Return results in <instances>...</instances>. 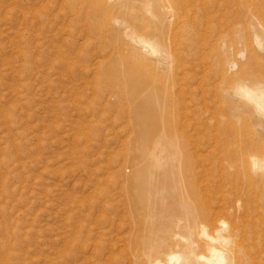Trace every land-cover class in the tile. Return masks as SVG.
Segmentation results:
<instances>
[{
  "label": "rangeland",
  "instance_id": "obj_1",
  "mask_svg": "<svg viewBox=\"0 0 264 264\" xmlns=\"http://www.w3.org/2000/svg\"><path fill=\"white\" fill-rule=\"evenodd\" d=\"M143 1L0 0V251L7 264H66L65 253L70 247L84 244L90 249L93 245L121 248L141 237L144 231L146 237L147 224L142 223L143 227L140 223L134 224L136 218L131 215L121 186L125 177L138 167H159L151 157L157 141L171 142L174 147L170 153L180 149L182 163L185 159L193 164L190 167L198 164L196 169H200L199 163L201 160L203 163V155L208 153L206 150H209L214 135L208 132L206 116L199 108L201 104L194 101L200 93L192 91L195 85L191 82V74H180L176 80L178 85L171 86L168 75L159 71L130 73L123 59V52L130 48L126 33L112 27L115 29L112 35L108 27L102 26V23H108L110 14L107 11L113 8L112 17L117 16L119 21L128 23L143 11ZM165 1L171 3V0ZM177 1H183L189 7L192 5L193 9L197 3H205L202 7L210 5L222 15L215 12L211 22L206 21L201 27L205 30L204 26L208 24L206 30L209 33L205 30L208 35L202 29L194 35L197 37L195 42L206 50V59L212 60L214 52H210L209 45L219 37L226 46L233 47L231 53L236 59L239 50L256 46L253 33L264 42V0H227V4L226 0H173L172 3ZM124 10L132 13L128 15L130 19ZM222 13H228L227 17ZM244 14L247 20L239 17ZM217 24H221L220 28ZM216 30L221 34H215ZM179 36H184L183 41L186 39L182 32ZM245 40L249 42L247 45ZM115 43L117 46L113 45ZM186 44L185 41L181 44V52ZM111 67H115L114 70ZM136 78L139 82L144 78L146 82L139 83ZM133 80L136 81L134 84ZM133 85L140 86L134 100L148 113L161 116L174 106L172 111L176 118L173 120L179 126L174 127L186 132L183 139L180 136L168 139L151 136L149 140L140 141L138 133L144 136L149 129L140 127L138 132L134 131L137 129L129 115L131 101H134L131 97L135 95L128 93L131 94L129 89ZM170 91L174 92V101ZM150 94L153 95L149 97ZM187 161L185 165L189 167L191 163L187 164ZM165 165L170 167L169 163ZM175 167H182L181 161ZM231 191L227 186L226 193L233 195ZM141 214L143 218L145 215Z\"/></svg>",
  "mask_w": 264,
  "mask_h": 264
},
{
  "label": "bare ground",
  "instance_id": "obj_2",
  "mask_svg": "<svg viewBox=\"0 0 264 264\" xmlns=\"http://www.w3.org/2000/svg\"><path fill=\"white\" fill-rule=\"evenodd\" d=\"M172 1L170 3L165 0H159V2L157 0H144L143 7L141 5L143 11L139 9L142 11L139 13L140 15L135 16L126 24L119 21L117 16L112 17L113 8L107 11L110 14V17L107 18L109 21L106 20L108 23H102V26L108 27L111 33L113 30L115 31L112 27H116L119 31L122 30L126 33L130 48L123 52L124 58H118L125 60L124 64L130 73L137 75L143 74L142 72L153 71L154 73V71H159L162 74L168 75L171 86L178 83L176 80H178L180 74L182 76L188 73L191 74L193 77L191 79L193 81L191 82L195 85L192 91L200 93L199 98H194V101H196L197 105L201 104L199 108L203 110L206 116V127L208 128V132L214 135V140L209 150H206L208 152L206 153L207 155L202 154L204 157L202 158L203 163L202 160L199 163L200 169H196L199 167L198 164L196 165L197 167H190V165H193L190 161L191 164L187 167L188 165H185V161L187 160L185 159H183L182 163L181 155H179L180 149L178 153L176 146L177 153H170V149L173 146L170 145L172 144L171 142L157 141L155 144L153 143L154 149L152 152L150 151L151 157L155 165L159 167H138L136 170H133L130 176L125 177L121 186V190L126 196L125 201L131 208V215H134V218H136L134 219L136 220L134 224H147L148 234L145 233L147 236L145 237L144 231L142 233L145 238H143V235L141 237L138 236L137 239L128 242L126 246L123 245L124 247L121 248L99 245L94 247L93 245V249H90L83 246L84 244L82 243V245L76 246L77 248L69 246L70 249L65 253L67 259L64 258L67 260L66 264H264V144L263 142L261 143L262 140L264 141V42L262 43L259 35L253 33V40H255L256 46L252 45V47L239 50L237 52L238 58L236 59L235 55V58L232 56L231 48L233 47L229 46L230 42L228 43V47L226 46V42L225 44L219 39L220 37L217 39L220 42L212 39L215 43H210L209 50L211 53L214 52V56H212V60L206 59L204 57L205 49L199 45L200 43L195 42V38L197 37H194V35L199 33L206 21L214 18L212 15L215 12L216 15L220 13L213 7H209L210 5L202 7L205 3H197L196 6L199 5L201 7L196 8L194 6L195 9H193L192 5L189 7L183 4L182 0H180L182 2L177 1L176 3H172ZM254 1L256 2V0ZM254 1L252 0V2ZM137 2L140 3L141 1ZM232 3L234 4L235 2ZM226 6L229 7V5ZM219 8L221 10L222 7ZM254 8L252 10H255ZM257 9L256 11L259 10ZM260 9L262 8L260 7ZM139 10L137 9L136 11ZM222 10L224 11V9ZM229 10H231V7ZM124 12L127 13V17L129 14H132L126 10ZM222 14L225 15V13ZM233 14L235 13L233 12ZM227 15L225 16L227 17ZM95 16H97V13ZM251 16L254 17L253 15ZM239 17L243 19L245 14L244 16L239 15ZM254 18L258 17L255 16ZM222 19L225 20L224 18ZM124 20L126 21V19ZM206 26H204L205 30ZM220 26L221 24L219 28ZM180 28H184L181 32L186 37L184 41L187 44L183 47L184 52L180 51L182 49L181 44L184 42V36L181 38L179 36L181 32L177 30ZM247 30L246 32H248ZM110 31H108L109 34ZM206 31L209 33V30ZM216 32L215 34H218L220 31L216 30ZM244 35L246 36V33ZM113 37L117 38L115 35ZM120 37L119 39L121 40L122 37ZM230 37L232 38L231 35ZM251 37L249 39L250 42ZM221 39H224V37ZM238 40L242 41V38ZM204 41L203 38L202 44H204ZM245 41L247 45L249 42ZM111 42L114 43L115 39L114 41L111 40ZM113 45L115 46L116 43ZM114 49L116 50V48ZM120 49L122 48L120 47ZM115 58L117 59V57ZM207 61L210 62L208 63ZM116 66L118 67V65ZM114 68L111 70H114ZM115 71H117V68ZM137 80L139 79L136 78ZM136 81L133 80V84ZM143 82H146L144 78L139 83L143 84ZM139 87L133 85L129 89L131 90V94L127 91L130 96L135 95L131 97L132 100L134 98L135 100L137 99L136 92ZM164 87L166 88V86ZM171 91L168 93H170L171 99L174 101V92L172 93ZM121 94L123 93L121 92ZM152 95L150 94L149 97ZM135 100L131 101L130 99L132 102V112L129 116L136 126H133V129L135 127L137 130L134 131L137 132L140 127H147L149 129L146 130L148 132H145L144 136L138 133L140 141L149 140L151 138L148 137L151 136H161L167 139L180 136L183 139L186 132H181L180 129L177 130L174 127L177 122L174 121L176 117L172 111L174 106L172 108L171 105V111L161 113L162 115L159 116L158 113H150L151 111L148 113ZM175 100L177 101V99ZM163 102H166L164 97ZM192 106L193 108L195 107L194 104ZM180 161L182 167H175ZM189 162L187 161V164ZM168 163L170 167H166L165 164ZM227 186L231 187L233 195L226 193ZM148 205L154 208L148 207ZM141 212V215H145L143 218L139 215ZM130 218L132 219L133 217ZM142 229L140 230L142 231ZM181 229L185 233H182L183 230ZM1 254L0 251V264H7L8 262L1 257Z\"/></svg>",
  "mask_w": 264,
  "mask_h": 264
}]
</instances>
